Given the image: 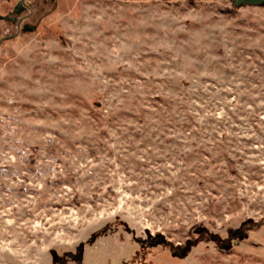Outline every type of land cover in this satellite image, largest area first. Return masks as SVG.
I'll list each match as a JSON object with an SVG mask.
<instances>
[{"label": "rangeland", "instance_id": "rangeland-1", "mask_svg": "<svg viewBox=\"0 0 264 264\" xmlns=\"http://www.w3.org/2000/svg\"><path fill=\"white\" fill-rule=\"evenodd\" d=\"M21 16L0 43V264H264V3Z\"/></svg>", "mask_w": 264, "mask_h": 264}, {"label": "water", "instance_id": "water-1", "mask_svg": "<svg viewBox=\"0 0 264 264\" xmlns=\"http://www.w3.org/2000/svg\"><path fill=\"white\" fill-rule=\"evenodd\" d=\"M26 1H30V0H18L16 4L13 6L10 16L0 15V20H8L12 23L16 22V31L14 33L3 35L2 37H0V43L7 39L13 38L20 31V24L23 20V17L21 16L19 18H16V15H19L24 10L26 6ZM230 1L233 3L235 7H240L242 5H261L264 3V0H230ZM22 29L29 30L30 27L23 25ZM197 230L200 231L203 230V228L199 227Z\"/></svg>", "mask_w": 264, "mask_h": 264}, {"label": "flooded vegetation", "instance_id": "flooded-vegetation-1", "mask_svg": "<svg viewBox=\"0 0 264 264\" xmlns=\"http://www.w3.org/2000/svg\"><path fill=\"white\" fill-rule=\"evenodd\" d=\"M25 8H26V6H25ZM25 8H24V10H25ZM24 10H23V11H24ZM17 16H18V15H16V18H17Z\"/></svg>", "mask_w": 264, "mask_h": 264}, {"label": "trees", "instance_id": "trees-1", "mask_svg": "<svg viewBox=\"0 0 264 264\" xmlns=\"http://www.w3.org/2000/svg\"><path fill=\"white\" fill-rule=\"evenodd\" d=\"M232 3V2H231ZM232 5H233V3H232ZM234 6V5H233Z\"/></svg>", "mask_w": 264, "mask_h": 264}]
</instances>
